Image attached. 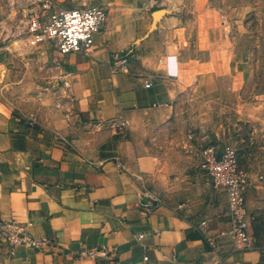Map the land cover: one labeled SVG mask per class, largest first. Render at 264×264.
<instances>
[{"label":"crops","instance_id":"0c3cea01","mask_svg":"<svg viewBox=\"0 0 264 264\" xmlns=\"http://www.w3.org/2000/svg\"><path fill=\"white\" fill-rule=\"evenodd\" d=\"M56 1L105 5L108 20L89 51L60 55L52 47L54 107L23 109L0 94V221L48 240L9 254L0 235V264H264L258 177L249 173L244 245L224 233L228 197L195 161L172 163L181 89L161 56L143 52L149 20H136L157 0ZM162 164L167 181L151 188L147 177Z\"/></svg>","mask_w":264,"mask_h":264},{"label":"rangeland","instance_id":"374dc122","mask_svg":"<svg viewBox=\"0 0 264 264\" xmlns=\"http://www.w3.org/2000/svg\"><path fill=\"white\" fill-rule=\"evenodd\" d=\"M40 7L41 0H0V94L37 111L59 100L54 49L28 39ZM147 12L136 18L149 20L143 52L161 56L181 89L172 163L193 167L191 146L230 144L264 184V0H157ZM168 167L147 177L151 188L167 181Z\"/></svg>","mask_w":264,"mask_h":264},{"label":"built area","instance_id":"2783aa9c","mask_svg":"<svg viewBox=\"0 0 264 264\" xmlns=\"http://www.w3.org/2000/svg\"><path fill=\"white\" fill-rule=\"evenodd\" d=\"M105 5L91 7H63L56 0H41L40 10L28 23L29 41L48 43L60 55L89 51L108 20ZM151 82L147 83L150 86ZM190 152L206 180L212 187L225 193L230 206L229 234L236 242L247 245L251 240L252 215L246 207L249 173L239 164L238 152L228 144L221 150L215 145L191 146ZM31 224V223H29ZM0 235L13 254L19 245L45 248L48 240L29 236L13 220L0 221Z\"/></svg>","mask_w":264,"mask_h":264},{"label":"water","instance_id":"95a60500","mask_svg":"<svg viewBox=\"0 0 264 264\" xmlns=\"http://www.w3.org/2000/svg\"><path fill=\"white\" fill-rule=\"evenodd\" d=\"M161 12H162V10H159V11L157 12V14L160 16V15H162Z\"/></svg>","mask_w":264,"mask_h":264}]
</instances>
